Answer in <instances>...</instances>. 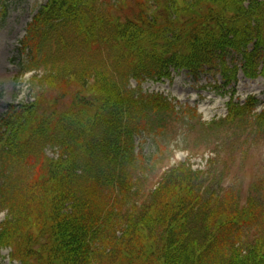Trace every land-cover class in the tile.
Here are the masks:
<instances>
[{"label":"trees","instance_id":"1","mask_svg":"<svg viewBox=\"0 0 264 264\" xmlns=\"http://www.w3.org/2000/svg\"><path fill=\"white\" fill-rule=\"evenodd\" d=\"M7 3L0 0V24ZM22 44L21 71L45 75L34 77L36 101L10 105L0 119V249L12 260L264 264L263 233L256 227V238H245L261 204L240 206L210 184L214 166H172L140 196L138 169L145 174L152 154L137 155L135 137L156 140L177 111L161 94L128 87L172 69L219 74L223 89L240 71L264 77V0H49ZM257 104L231 102L228 118L202 126L254 124L264 137ZM47 147L60 158L47 157Z\"/></svg>","mask_w":264,"mask_h":264},{"label":"rangeland","instance_id":"2","mask_svg":"<svg viewBox=\"0 0 264 264\" xmlns=\"http://www.w3.org/2000/svg\"><path fill=\"white\" fill-rule=\"evenodd\" d=\"M44 1L8 0V14L0 26V114L9 103H20L31 95L29 81L33 74L16 78L19 75L17 61L24 58L19 42L25 35L27 23L30 22L40 3ZM115 1L125 6L128 2V0ZM20 26L17 40H15ZM233 57L236 64L241 66L240 57ZM42 70L45 73L44 69ZM220 80L219 76L214 78L209 73L193 78L186 72H181L174 73L170 81H146L142 84L144 90L160 92L172 98L178 106L184 109L180 117L171 118L164 131L157 134L158 144L153 145V142L146 137L136 139L140 148L143 146L150 151L158 149L153 156L152 169L146 177L141 179L139 185L142 184V186H138L143 193H147L156 184L157 179L168 166L179 161L191 163L193 158L199 159L191 155L202 156L203 159L206 153L210 159L218 155L216 173L219 177L223 176L224 182L231 183L236 196L244 199L250 187L261 185L264 180V137L257 136V128L254 125L252 128V125L247 123L226 124L219 128L220 135L217 136L198 123L200 120L198 115L205 121L217 120L226 115V104L229 97H225L226 92L221 89ZM131 86L138 89L134 81L131 82ZM32 90L36 95L38 88ZM234 92L235 98L240 102L245 101L250 95H256L260 101H264V80L261 77L248 79L241 74L234 87ZM16 94L19 96L16 97ZM189 109H193L197 117L185 111ZM47 154L54 157L55 149H47ZM34 162L36 163V159ZM193 165L197 168L202 167L199 160ZM35 167L38 169V165ZM28 174L33 176L34 172L29 171ZM256 198L261 199L258 196ZM260 204L263 209V214L260 215L262 217L264 197ZM5 216L6 211H2L0 223L4 221ZM260 229L264 231V222L260 224ZM0 264H17L12 260L10 248L7 246H2L0 249Z\"/></svg>","mask_w":264,"mask_h":264},{"label":"bare ground","instance_id":"3","mask_svg":"<svg viewBox=\"0 0 264 264\" xmlns=\"http://www.w3.org/2000/svg\"><path fill=\"white\" fill-rule=\"evenodd\" d=\"M20 28H21V26L18 28L17 34H16V36H15V40H17L16 37L18 36V33H19ZM204 110H205V109H204Z\"/></svg>","mask_w":264,"mask_h":264}]
</instances>
